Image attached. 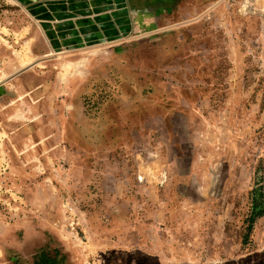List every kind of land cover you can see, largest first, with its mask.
I'll use <instances>...</instances> for the list:
<instances>
[{
	"label": "rangeland",
	"instance_id": "374dc122",
	"mask_svg": "<svg viewBox=\"0 0 264 264\" xmlns=\"http://www.w3.org/2000/svg\"><path fill=\"white\" fill-rule=\"evenodd\" d=\"M235 1L88 44L0 0V264H264V0Z\"/></svg>",
	"mask_w": 264,
	"mask_h": 264
},
{
	"label": "crops",
	"instance_id": "0c3cea01",
	"mask_svg": "<svg viewBox=\"0 0 264 264\" xmlns=\"http://www.w3.org/2000/svg\"><path fill=\"white\" fill-rule=\"evenodd\" d=\"M28 4L38 16L68 20L71 33L93 44L101 36L122 37L152 35L164 29L199 23L216 17L222 4L235 0H17ZM71 24V25H70ZM117 37V38H118ZM113 40V39H112ZM134 105L133 113L144 114L145 101L135 93L126 92ZM175 96L172 95V100ZM172 113H175L173 107ZM123 134L122 130L120 129Z\"/></svg>",
	"mask_w": 264,
	"mask_h": 264
},
{
	"label": "built area",
	"instance_id": "2783aa9c",
	"mask_svg": "<svg viewBox=\"0 0 264 264\" xmlns=\"http://www.w3.org/2000/svg\"><path fill=\"white\" fill-rule=\"evenodd\" d=\"M6 63V56L4 54V48L0 42V83L2 81L3 71Z\"/></svg>",
	"mask_w": 264,
	"mask_h": 264
}]
</instances>
